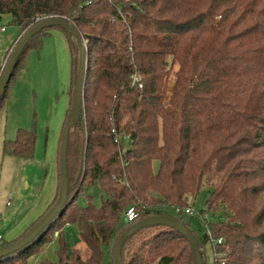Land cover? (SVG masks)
<instances>
[{"label":"trees","instance_id":"1","mask_svg":"<svg viewBox=\"0 0 264 264\" xmlns=\"http://www.w3.org/2000/svg\"><path fill=\"white\" fill-rule=\"evenodd\" d=\"M4 13L23 31L39 17L65 18L87 40V72L81 117L69 131L70 202L45 234L0 264H27L45 237L58 241L52 264H101L106 254L110 263L108 246L137 220L169 213L184 222L161 206H189L188 196L206 181L212 185L207 210L225 207L226 214L206 222L210 234L199 239V245L212 242L211 264H264V0H0ZM54 28L70 33L48 27L30 40L0 109L26 54L39 52ZM135 73L142 87L132 84ZM36 141L35 127H20L4 139L3 154L32 158ZM94 183L105 192L101 205L91 196L79 204L78 194ZM131 205L139 215L127 221ZM40 217L0 248L24 237ZM68 224L78 227L86 258L79 248L70 250ZM122 260L194 264L189 241L168 225L137 230L125 241Z\"/></svg>","mask_w":264,"mask_h":264},{"label":"rangeland","instance_id":"2","mask_svg":"<svg viewBox=\"0 0 264 264\" xmlns=\"http://www.w3.org/2000/svg\"><path fill=\"white\" fill-rule=\"evenodd\" d=\"M0 19V36L4 37L3 42H5L7 41L5 38L6 34L17 26L14 24L13 17L9 13L1 14ZM41 19L42 17L37 18L36 22L40 21ZM2 26L4 29H2ZM24 32L25 31H23V33ZM69 35L72 39V45L76 52V66L78 65L79 59V44L77 38L73 36L72 33H69ZM82 37L84 42L87 44V40L84 38V36ZM61 54H65V57H68V67H66L64 57H61L57 63V66L55 67L56 71H54V81L50 82L49 80L43 86H41L40 89L35 86L34 82H32V84L28 85L27 87L26 85L24 86V84H21L20 81L23 76L21 74L22 69L26 66H20L17 69L15 77L13 78L14 81L9 86L8 95L6 98H4V105L0 109V213L3 215V223L9 222L8 227L5 229H3V227L0 225V235L3 236V239H0V244L1 242L8 240L6 236H8L7 234H9L10 230L14 226L18 225L24 217H26V213L28 211H31V200L41 199L43 197L49 196L51 192L53 165L55 162H59L58 159L62 135L61 127L63 130V126L67 117L65 116L67 105L65 106L64 102L66 100L67 92L68 96H70L71 82L74 79L76 83L77 76V68L76 73H74L75 66L73 68V66L70 65L71 59H69V48L66 50L64 49ZM7 56L9 57V52L7 53L6 57ZM28 56L29 53L26 54L25 60L28 58ZM0 62V66H5L4 57L2 60L0 57ZM177 68L178 65H175L174 71L177 70ZM25 78L27 77L25 76ZM168 85V89L171 91V88L174 85V75L171 76ZM21 87H23L22 97L19 93L21 92ZM16 93L18 97L16 96ZM63 119L64 122L62 125ZM44 126H48L49 134L46 132L47 127ZM20 127L27 129L35 127L37 132L40 130V133L42 128H44L42 146L35 150L32 158L24 159L18 156L3 154L4 139L9 138L10 136H15L17 129ZM46 134L48 136L47 143L45 142ZM122 142L124 143V147H127L126 140L124 139ZM39 150L41 152L40 154H37ZM158 166L159 161L154 160L153 169L157 170ZM57 169L59 174V164L57 165ZM44 182H46V185L43 188ZM211 187V183L207 181L204 182L198 194L188 196V205L192 207L193 212L187 213L183 211L181 214H179L184 221L182 223L188 225L192 229V232L194 231L196 233L197 236L193 232L198 242L204 233L207 232L208 227L206 224L208 221H223L226 219V214L224 211L225 207L220 208L219 211L207 210V201L210 196ZM58 194L59 192L57 191V195ZM104 194L105 192L99 186V184L94 183L84 188V190L78 194L76 201L81 205H85L88 201V197L91 196L93 202L97 206H100L101 198ZM164 195L166 202L170 203L173 199L172 193L166 192ZM260 203L263 205L264 200H262ZM160 209L166 212H175V207L171 205H163ZM15 210H17L19 213L13 215L12 212ZM63 232L66 236L70 250L73 248H79L82 244L83 249H81V254L84 258H86L89 255V249L87 244L79 235L78 227L75 224H68L63 227ZM55 235H57V232H55ZM114 243L111 246L109 245L107 248L110 253V264L112 260L111 251L113 250L112 247ZM40 246H42L43 249L47 247L46 252L50 250L49 253H53L56 249L55 242L52 243L48 237H45L40 242ZM199 250L204 255L206 264H211L215 251L212 246V242L209 241L205 245H199ZM55 257L56 256L54 253V257L52 258ZM101 264H109V256L107 254L105 255ZM151 264H158V262L156 260Z\"/></svg>","mask_w":264,"mask_h":264},{"label":"water","instance_id":"3","mask_svg":"<svg viewBox=\"0 0 264 264\" xmlns=\"http://www.w3.org/2000/svg\"><path fill=\"white\" fill-rule=\"evenodd\" d=\"M59 26L72 33L78 40L79 59L78 70L76 76L75 88L73 91L72 105L66 119V123L61 135L60 151H59V189L60 193L51 206V208L36 221L28 233L20 240L11 245L0 248V258L14 254L22 248L31 245L37 241L51 227L52 223L65 211L69 204V179L67 168V150L69 141V131L71 126L77 122L82 113L84 104V82L87 72V54L86 43L80 31L65 18L58 16L44 17L40 21L34 23L26 30L17 43L14 45L0 75V99L6 91V87L13 75L17 61L30 40L41 30ZM153 225H168L183 234L190 243L194 264H206L203 254L199 250V242L194 236L192 229L182 223V221L174 214H153L137 220L130 227L124 230L116 240L112 250V264H123L122 248L125 241L140 228Z\"/></svg>","mask_w":264,"mask_h":264},{"label":"crops","instance_id":"4","mask_svg":"<svg viewBox=\"0 0 264 264\" xmlns=\"http://www.w3.org/2000/svg\"><path fill=\"white\" fill-rule=\"evenodd\" d=\"M13 22H14V19H13ZM16 26H17L16 28L14 27L13 30L9 31L6 34L5 38L7 41L3 42L4 37L0 36V53H1L0 57H1V60L4 57L5 64L8 59V56L6 57L7 53L9 52V55H10L14 45L17 43V41L19 40V38L22 36V33H23L22 28L18 25ZM2 29H4L3 26H2ZM68 48L70 51L69 59H71L70 65L73 66L74 68L75 62H76L75 61L76 52L72 45V39L70 35H68L64 31H59L58 29H55V28L51 29L49 36L45 39L42 49L39 52L34 51V50L29 52V56L26 59V63L24 65L26 67L22 69L21 74L23 76L20 81L21 84L22 85L24 84V86L26 85L27 87L28 85L32 84V82H34L35 86L40 89V87L43 86L49 80L50 82L54 81V71H56L55 67L57 66V63L61 59V57H64V62L66 64V67H68V63H67L68 57H65V54L64 55L61 54L64 51V49L66 50ZM3 69H4V66H0V75L3 72ZM25 76L27 78H25ZM19 93L22 97L23 87H21V92ZM16 96L18 97L17 93H16ZM70 98H71V95L68 96V92H67L66 100L64 102L65 106L67 105L66 113L70 105ZM66 113H65V116H66ZM64 119L62 121V125H63ZM44 127H47L46 132L47 134H49L48 126H44ZM61 131H62V127H61ZM43 132H44V128H42L41 133H40V130H38L37 132L38 135H37V141H36V149L42 146ZM47 134H46V140H45L46 143H47V137H48ZM12 137L10 136L9 138H12ZM40 152L41 151L39 150L37 154H40ZM56 160H57V155H56ZM57 165H58L57 162H55L53 165V175L51 178L52 187H51L50 195L43 197L41 199L31 200V206H30L31 211L30 212L28 211L26 213V217H24L18 225L14 226L10 230L9 234H7L8 236H6L8 240H12L18 237L19 235H21L22 233H24L32 222H34L36 219H38V217L42 216L48 210L50 204L53 202V200L55 199L57 195L58 181H59ZM45 185H46V182H44L43 188L45 187ZM17 213H19L17 210L12 212L13 215H16ZM2 216H3L2 213H0V217ZM8 223L9 222L2 223V224L0 223V225L1 227H3V229H5L8 227ZM56 240L55 238L51 240V242L52 243L55 242V245H56V249L53 253H49L50 250L46 252L47 247H45L44 249L42 247L39 251H37L35 254L30 256V258H28L27 264H52L51 262H57L58 260V253H57L58 241ZM79 249L80 251L81 249H83L82 244L79 247ZM54 253L56 257L52 258L54 257ZM107 255L109 256V254ZM10 264H18V263L14 262Z\"/></svg>","mask_w":264,"mask_h":264},{"label":"built area","instance_id":"5","mask_svg":"<svg viewBox=\"0 0 264 264\" xmlns=\"http://www.w3.org/2000/svg\"><path fill=\"white\" fill-rule=\"evenodd\" d=\"M132 84L133 85H138V87H142L143 86V82H142V76L138 73H135L133 74L132 76ZM115 131V130H113ZM122 139H124V137L122 135H117L116 138H115V141L117 143H121L122 142ZM175 211L178 212L179 214H181L183 211L187 212V213H192L193 212V209L191 206H187V207H184V208H181V207H175ZM138 210L137 208L134 206V205H131L127 208V210L125 211V217H126V220L127 221H134L138 218ZM3 218L0 217V223L2 224L3 223ZM208 234H210V231L207 232ZM0 239H3L2 235H0ZM218 243H221L222 242V239L219 238L217 240Z\"/></svg>","mask_w":264,"mask_h":264}]
</instances>
